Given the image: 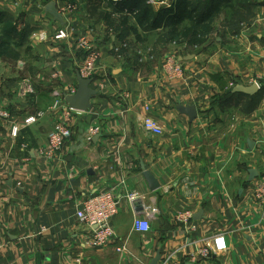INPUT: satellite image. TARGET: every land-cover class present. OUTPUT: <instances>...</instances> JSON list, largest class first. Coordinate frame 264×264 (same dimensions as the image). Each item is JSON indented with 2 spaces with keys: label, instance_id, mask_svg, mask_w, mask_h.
I'll use <instances>...</instances> for the list:
<instances>
[{
  "label": "crops",
  "instance_id": "0c3cea01",
  "mask_svg": "<svg viewBox=\"0 0 264 264\" xmlns=\"http://www.w3.org/2000/svg\"><path fill=\"white\" fill-rule=\"evenodd\" d=\"M50 2L64 25L45 11ZM65 3L76 10L64 12ZM236 9L209 15L208 31L219 36L204 53L179 57L185 77L169 81L154 54L168 47L167 39L151 45L145 39L154 31L134 19L128 25L94 21L81 0H0V26L16 31L5 37L14 36V43L21 30L25 36L18 45L24 75L0 101L11 119L0 120V264H150L157 251L158 264H264V206L252 199L264 175V0ZM61 28L69 38L55 41ZM87 28L100 54L93 87L102 89L86 112L74 114L60 153L42 157L37 152L49 131L63 121L52 105L76 85V39ZM253 83L256 95L216 103L227 87ZM178 105L194 106L196 118L189 121ZM222 108H231L230 119L219 115ZM37 113L35 123L24 124ZM146 117L162 135L144 129ZM13 126L19 130L14 139ZM141 164L157 190L150 191ZM251 169L258 173L253 181ZM102 191L115 194L120 211L111 222L114 239L95 249L76 209ZM127 194L138 202L127 203ZM137 205L144 215H137ZM151 210L150 231H136L134 220ZM183 211L193 217L202 211L192 219L195 230L185 232L176 221ZM201 249L209 256L192 262Z\"/></svg>",
  "mask_w": 264,
  "mask_h": 264
},
{
  "label": "rangeland",
  "instance_id": "374dc122",
  "mask_svg": "<svg viewBox=\"0 0 264 264\" xmlns=\"http://www.w3.org/2000/svg\"><path fill=\"white\" fill-rule=\"evenodd\" d=\"M81 1L85 2L86 6L88 4L89 14H90V16H92V19L94 21H96L98 19L100 22H103L105 24V23H108V22L109 23H113L115 20H118V23H121L122 25H128V24H131L133 22L132 19H134L135 21H139L140 20L141 23H142V26L145 28L144 30H146V31H154V32L148 33L147 38L145 39L148 43L150 42L151 45H152V43H155L157 45L158 43L164 42L167 39L166 42H167L168 47L166 46L163 51H157L156 53H154L157 56V58H158L157 59L158 62H160L159 67H160L161 71L164 70L163 67L166 64V61L168 59H173L174 63H176L179 67L182 68L181 63L178 61L179 57L183 58L186 55H192V54H195L197 52H199V53L203 52L204 53L205 50H206L205 49V45L207 43L211 44L214 41V39L217 36H219V33H214L212 31H208V28H210V24H205V26H203L204 28H202L201 32H200L201 36L196 37V40H194L193 37L189 36V32H188L187 28L193 23V21H195V19H196V17H197L199 12L192 13V14L187 13V14H184V15L177 13V15H176V17L174 19H170L165 14H161L160 16L157 17L156 15H157L158 11H160V10H162L164 8L161 7V8L157 9L155 6L149 5L147 3V0H145L146 1V5L143 4L142 6H140L138 8L137 11L132 12V13L115 12L113 10V8L110 6V1L111 0H81ZM112 1H114V0H112ZM187 2H188V4H187L188 8L187 9L189 11L190 9H193L195 7V5H197L199 3V0H188ZM243 2H244V0H212V3L217 5V7H216L217 11H215L214 13L222 11L224 9H231V13H232V11H234V14H237L238 11L236 9V6L238 4H243ZM60 9L63 10L64 12H67V13L68 12H72L73 13L76 10V6L73 5L72 3H65L62 6V8H60ZM157 18H159L158 25H157L158 27L151 26L154 23V21L157 20ZM235 21H237V19L234 17L233 18V22H235ZM88 28H90V26H88ZM88 28L85 29V33H84L85 35L79 36L76 39L77 40L76 45H77V48L79 49L80 54H81V61L78 64V67L76 68V73H79V75H80L79 67L82 64L84 58H89L93 53H95L96 55H98V59H100V54L98 53L97 50H95V48L92 45L93 41L89 40V37H88L89 34L86 35L87 33H90V34L92 33L91 30H89ZM59 30H65V29L61 28ZM185 30H186V32H185ZM170 31H175L177 36L181 37L182 40L180 41L179 46H178L177 41L175 39L166 38L167 34ZM14 32H16V31L14 29H12V28H6L5 27V28L2 29V26H0V101L3 98H7V95L10 93L8 91L9 89L6 90V88L9 87L12 84L14 85L15 83L20 82L21 80H19V78L23 77L22 75H24V73L22 72V67L23 66H19L18 65V63H22L25 60V57H23V55H21L22 52H20V49L18 48L19 41L25 38L24 33H23L24 30H21L20 33L16 34V36H17V38L15 39L16 41L14 43H12L10 40L12 38H14V36L10 37L11 39L10 38H6L5 36L9 35V34L12 35ZM190 35H191V32H190ZM68 38H69V35L67 36L66 39H61V41L62 40H67ZM188 38H189V41H191V43H190L191 45H189V44H187L185 42V40L188 41L187 40ZM53 39L55 41H60V40H56L55 37H53ZM82 43H86V44H82ZM165 50H166L167 53H170V54H167V55L164 56L163 53L165 52ZM89 54H90V56L87 57ZM3 57L5 58V60L3 59ZM98 62H99V60H98ZM97 65H98V63H96V65L94 66L95 69H94L93 74H92V76L90 78H84V77H82L80 75L81 78L90 79L92 81V83L90 85V88L92 90H94L96 93H97V90L102 89V85L101 84H99L96 88L93 87V76H94V73H95ZM182 71H183L182 77L181 78H176V79H174V81L175 80H183L184 79V77H185L184 73L185 72H184L183 68H182ZM76 73H75V79H76ZM169 81H173V80H169ZM72 87H74L76 89V91H77V82H76V85L72 86ZM221 87L223 89L225 88L224 85H221ZM20 88L23 91V90H25L24 88H27V87H24V88L20 87ZM232 89H233V87L230 86V87H227L226 91H229V90L231 91ZM76 91H75V94H76ZM223 92H225V90H222V93ZM64 94L65 95H63L61 97V100L64 101V102H65V100H64L65 96H73V95H75V94L67 95L66 93H64ZM239 95H242V94H239ZM221 96H219L218 100H216L217 104H219L218 101L221 100ZM57 98H59V97H57ZM229 103L230 102L228 100H222L220 104H227L228 105ZM252 107H253L252 104L248 105V109H251ZM69 109H71V108L69 107ZM230 109L231 108H229V110L222 108L221 112L219 113V115L222 114V115H224L226 117V119H230V116L232 115V110H230ZM6 110H7L6 107L4 108V107L0 106V111H6ZM72 111H73V113H72L71 121H72V118H73L74 114L78 113V111H74V110H72ZM37 114H39V113H37ZM41 116H42V114H41ZM0 120L9 122L11 119L5 120V119L0 118ZM27 126H29V125H27ZM53 127H52V129H53ZM245 130H246V128H245ZM18 133H19V130H18ZM18 133H17V136H18ZM150 134H152V133H150ZM10 135H11V129H10ZM152 135H155V134H152ZM156 136H160V135H156ZM10 137L13 138V139L16 138V137H13L12 135ZM47 139H48V135H47ZM46 143H47V141H46ZM258 167L262 168L261 164L258 163ZM259 170H261V169H259ZM262 173H264V172L262 171ZM262 176L264 178L263 174H262ZM252 199H253V197H252Z\"/></svg>",
  "mask_w": 264,
  "mask_h": 264
},
{
  "label": "built area",
  "instance_id": "2783aa9c",
  "mask_svg": "<svg viewBox=\"0 0 264 264\" xmlns=\"http://www.w3.org/2000/svg\"><path fill=\"white\" fill-rule=\"evenodd\" d=\"M177 0H147L149 5L158 8H171L174 7V3ZM68 36L66 30H58L55 34L56 40L66 39ZM86 44V43H82ZM91 54V53H90ZM90 54L87 56L89 57ZM98 55L93 53L89 58H84L82 64L79 67L80 75L84 78H90L95 69L96 63H98ZM163 71L166 74L167 79L174 80L181 78L183 71L173 59H168L163 67ZM76 89L70 87L66 94H75ZM52 108L59 109L63 116V121L56 124L48 134L47 143L44 147L38 150L37 154L46 157L54 158L58 155L65 144L71 138V117L73 111L69 109L64 101L57 98L53 103ZM145 109L148 110V105H145ZM41 117V114L28 117L25 120L26 125H31L36 122V119ZM0 118L9 120L10 115L6 111H0ZM143 127L148 133L155 135H161L163 133L162 128L153 119L146 117L143 119ZM18 133L17 127L11 128V135L16 137ZM124 199L130 203L135 204L139 198L133 194H127ZM253 201L258 205L264 206V178L260 180L253 192ZM120 211V204L115 194L112 191H102L95 194H91L83 199L76 209V218L79 222L84 224L89 229V244L95 249H101L107 246L114 239V230L111 226L112 220L118 215ZM146 216V219L140 217L136 218L133 222V227L136 231L142 233H148L150 231L149 219L156 212L154 210ZM137 215H144L146 213L145 208L141 205L136 206ZM193 214L190 211H183L178 213L176 221L183 228L185 232L193 231L192 226ZM120 249H118L119 251ZM209 251L207 249L198 250L197 254L191 256V261L194 262L198 257L207 258Z\"/></svg>",
  "mask_w": 264,
  "mask_h": 264
},
{
  "label": "water",
  "instance_id": "95a60500",
  "mask_svg": "<svg viewBox=\"0 0 264 264\" xmlns=\"http://www.w3.org/2000/svg\"><path fill=\"white\" fill-rule=\"evenodd\" d=\"M45 11L54 19V21L58 22L60 25H63V19L61 14L58 12L56 8V4L54 2H50L46 5ZM178 61H182V59H178ZM76 82H77V91L73 96H65L64 100L66 104L74 111L78 112H86L90 108V99L92 96L96 94L94 90L90 88L92 81L90 79H83L76 73ZM259 91V86L256 83L251 84L250 86L236 85L231 90L232 94H242L245 96H254ZM177 110L179 113L186 115L189 121H193L196 118V109L194 106H182L178 105ZM250 148L252 145L250 144ZM142 175L148 183L150 191H155L159 188V184L152 177V175L146 171L143 164H141ZM249 181H253L258 173L256 170L251 169L248 170ZM202 216V211L198 212L194 215V220H199ZM160 252L157 251L156 256L152 259L150 264H158L160 262Z\"/></svg>",
  "mask_w": 264,
  "mask_h": 264
},
{
  "label": "trees",
  "instance_id": "16d2710c",
  "mask_svg": "<svg viewBox=\"0 0 264 264\" xmlns=\"http://www.w3.org/2000/svg\"><path fill=\"white\" fill-rule=\"evenodd\" d=\"M247 1V0H244ZM143 4L146 5V1L145 0H114V1H110V6L113 8V10L115 12H128V13H132L138 10V8L140 6H142ZM187 0H177L176 3H174V7L169 8H164L160 11H158L157 13V17L160 16L161 14H165L168 16V18L170 19H174L177 15V13L179 14H192V13H196L199 12L195 21H193V23L187 28L188 32H189V36L193 37L194 40H196V37L201 36V29L204 28L203 26H205V24L207 23V19L209 18V15L211 13H214L215 11H217V5L212 3V0H199V3L197 5H195V7L193 9H190L188 11V7H187ZM158 20L159 18H157L156 21H154V23L151 26H156L158 27ZM209 21V20H208ZM139 25L142 26L141 21H136ZM186 29V30H187ZM185 30V32H186ZM191 32V35H190ZM166 38L170 39L173 38L177 41V44L179 46L180 41L182 40L181 37L177 36V34L175 33V31H170ZM188 41L185 40V42L189 45H191V41H189V38L187 39ZM182 44V43H181ZM236 95L239 94H232L231 91H226L222 96H221V100H226L232 97H235Z\"/></svg>",
  "mask_w": 264,
  "mask_h": 264
}]
</instances>
